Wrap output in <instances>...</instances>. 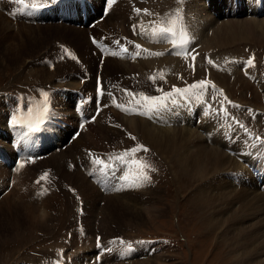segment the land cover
<instances>
[{"label": "bare ground", "instance_id": "obj_1", "mask_svg": "<svg viewBox=\"0 0 264 264\" xmlns=\"http://www.w3.org/2000/svg\"><path fill=\"white\" fill-rule=\"evenodd\" d=\"M189 1L191 2L187 3L186 9L190 10L189 12L190 14H193V16L188 21L187 19L190 15L185 16L183 14V16L185 23L189 27L192 37H194L195 39L193 41V44L200 43V47L204 49H211L213 48V46H223L226 44L228 45L233 41L246 40V38H264V19H256L257 17L255 16L257 15L256 11L261 9L264 10V0H239V5H237L236 0H230V2H228L227 0H214L213 2V0H211V3L213 2V4H210V7L212 6V9L216 8L217 10L221 11L223 8H228V5H230V7L228 8L230 9L229 13L232 14L235 9V13H237V10L242 8L243 10L247 11L248 14L251 13V16L253 17L251 19H226L225 21L222 20L219 23L216 19H214V17L216 16L212 15L209 8L205 4L203 5V8L201 7L202 0ZM176 2H178V0L174 1L173 3L176 4ZM148 3L149 0H115V3L111 5V9L109 10V12L106 13L104 18L99 23H97V27H99L100 29L93 26L91 30H87L85 27H75L74 23L65 22H50L43 25H30L15 21V24H13V21L8 19L0 12V67H3L4 65H6V67L11 66L14 71H17L20 76L19 80L22 79V81H20V84L38 86L39 88L57 87L61 89L62 93L57 91H49L51 104L55 110L61 113L59 114V116L56 115L58 116V120L64 118L66 121L73 122L74 115L71 111V105L68 97L72 98V88L81 89V86L78 83V78L82 77V75L80 74L76 76L77 73H80V69L72 61L57 62L54 65L52 64L50 66L46 63H43L42 59L44 57H52L54 55L53 52L56 49L57 43L62 42L74 48L80 60L86 64L87 69L89 71L95 72L97 70V64L94 56L90 53V46L87 39L88 32H97L98 34H101L102 32H100V30L106 29L108 32L125 34V32L127 31V26L133 28V25H135L136 29H140V32L138 33L139 37L146 42H150V33L146 31L144 34H141V25H143V28L145 30H147L150 28V24L153 19L148 20L143 15V12L138 14L135 11V9H140L147 6ZM184 3H186V1H184L183 4ZM179 5L180 4L178 3V5L175 7H178ZM130 7L134 10L135 19L129 20L127 18V11ZM174 10H172L171 13L174 14ZM95 11L98 13L99 5L95 7ZM166 14L169 13L166 12ZM233 16H235V14H233ZM134 20L136 21V24L134 23ZM190 21L192 22V24H189ZM56 40H59V42L57 41V43H55ZM133 51L134 50L131 48L130 53H133ZM125 55H122L121 57L125 59ZM130 56L132 55H129V57ZM109 57L104 58L102 61L103 64H101L100 67L102 76L107 81H117L120 74L117 73L118 75L115 76V71L124 73L125 75H128L129 72H136V82L135 78H129V75L123 78L120 77L122 78L124 85L128 86L138 85L139 82L141 83V87L147 85L149 79L145 74H142V71L148 67H152L156 63H165L168 65L177 64V60L175 58L167 56L159 59H157V56H152L157 60H123ZM153 75L157 77L156 80L160 81L161 84L163 83V79L160 78L159 74L153 72ZM138 80L139 82H137ZM90 85L91 81L88 80L84 86L89 87ZM16 87L17 86L14 83L9 84L6 88L4 87L5 89L3 92L7 91L10 92L9 94H11L14 90L18 89ZM29 91L25 90L21 94L29 93L31 95H42V91L34 88H29ZM8 98V95H0V131L4 129V123L9 122V119H11L12 116L11 115L10 118H8L6 108L7 106H9L8 108L11 110L14 100L10 103L8 102L5 104H3L2 102L3 100ZM13 98L17 99V101L20 99L22 100L18 92L14 93L12 99ZM29 108L32 107L30 106ZM23 112L24 113L22 116H24L28 111L24 110ZM13 113L16 112L14 111ZM97 113L98 114L96 115L93 122L89 123L84 130L79 132L77 137L71 143L63 147V149H60L59 152L51 150V152L47 154V156L45 155L46 158L42 160L44 161L42 162V164L46 165V167L44 166V168H42V166L40 165L35 166L37 170L40 168L43 169L41 171L42 174L45 171L49 172L48 181H41L40 184L36 183L35 186L29 184L20 185V182L29 177V175L26 174L24 168L19 172L14 170L15 172L12 173V171H10L5 166V164H0V192H4L6 190V193L4 195L11 194L13 196L14 193H27L29 191L31 192V190L37 191L38 193L42 188H47V192L43 196H39L40 199L37 200L36 206H26L27 203L22 204L24 213L22 212V210H12V205L9 206L5 203L4 206L2 203L0 204V239L3 237L11 239L18 238L19 236H21V234H25V230H28V232L30 230L36 232L38 231L44 233V235H48L49 233L51 234V228L53 229V222H58L60 225H63L67 221V223L71 224L73 222V218L69 213L72 212L71 209H74L75 201H73V198L68 193V191L64 189V184H70V188L73 187L76 190V193L80 194L82 207L86 211L85 218H89V220H93L94 217L98 218L95 221L96 223L93 227L94 229L90 227V231L91 229H93L94 233L98 232L101 235V238L104 237V233L109 236L107 237L108 239L114 237V232H111L112 230L110 224L118 221L119 216H121V212L136 211L137 213L143 211L144 213L148 214L150 210L149 207L155 209L154 212H160V208L154 207V203L156 202L157 197H152L149 195L150 193L158 192L155 185H149L148 183H146L145 186L139 187L141 189H136L135 187L130 188L128 185H126L125 187H121V189L119 190L110 191L108 193L110 195L105 194L104 197L101 196L100 198V191L97 190L94 186H91L95 184H91L85 176V170H90V167H92L93 162L91 159L93 158H91L92 156L90 154H93V152L95 151L94 144L97 142L90 133L93 130H98L101 133L102 137L103 130L114 128L110 126L107 128V125L115 126L116 123H119L122 127L129 131V134H131V136L133 134V136L136 137L135 141H140L141 143L145 144V146L149 150L155 151V154L163 158V160L166 159L172 162L173 165L176 163L178 173L186 174L190 176V178L192 177L196 180V188L198 189L195 188L196 192H193V196L199 203L201 212L203 211V215H205L206 225H208L209 227H213L212 229H215L217 231L216 238H219L223 243L222 247L224 246V249L227 248L226 252L227 255H230L231 262H233L234 264H264V194L258 192L255 185V179L253 178L251 171H249L248 168L246 169L245 167H243V163L247 162L248 165L254 168L251 161H256L260 157L263 147L262 145L258 144L256 146H253V144L251 143L242 144V141L245 139L243 133L235 125L232 126L227 120H224L222 122V126L214 125L213 121L210 120L212 114L195 116L194 120H199V124L197 126H192L195 121L191 123H185L181 126L177 125L173 120L171 121V125H169V123L167 124L162 121L156 120L148 121L134 115H120L117 114L114 110H111L109 107H107L105 111H100L99 109ZM164 116L167 119H172V115L170 114H165ZM180 116L183 120L187 119V117L182 113ZM109 121L113 122L109 123ZM114 121H116V123H114ZM186 122H188V120ZM59 125V129L53 130L51 128H48V130L46 129L45 131H43L41 133L43 138L47 137V134H49L50 132H53L56 140H63L70 129L68 127H62L61 123H59ZM13 128H16V126H13ZM198 129L204 132L201 133L203 136L201 134H198ZM18 131L19 130L15 131L13 139H5L2 137L0 139V149L3 152V155H6V157L12 155V153L10 152V148L13 144V141H15L16 139H18V141L23 145L32 143L30 141H27V138L21 136V132L23 131H19L20 135H17ZM209 133H211V135H209ZM35 137L38 140L40 139L37 136ZM225 137H227L226 139L228 141H226ZM37 139L32 140L36 141ZM55 139L54 146L57 145ZM6 140H9V143ZM106 141L110 142L109 136L108 138H106ZM238 142L241 144H238ZM51 143L52 141L50 138L48 141L43 142V144L47 145V147L50 146ZM241 146L242 154H240L239 151L234 152V155L236 153L242 158V161L240 162L236 161L234 156H230L225 152L226 148L239 150ZM40 148L43 149V145ZM249 153L250 155H248ZM253 154L254 157H252ZM66 159H68V161H66ZM0 162L5 161L0 160ZM34 162L26 161V165L32 166ZM19 163L20 161L18 162V165H16V169L19 166ZM69 163L74 164L73 169H69ZM79 166L84 167V172L80 170L81 168L78 169ZM96 167H94V170L97 169ZM228 169H231L230 172L232 173V175L234 174V177H237L242 173L248 174V183L244 178L239 179L240 182L246 185L243 186L240 191H237L238 188L236 190L237 192H235L233 189L231 190L230 185L233 186L232 183L230 184L228 181L219 177V174L221 172ZM35 173L36 178L39 179L41 174H39V171H36ZM95 175H97V171L94 172L93 176ZM111 180L113 179L109 178V181ZM74 184L77 186V188L74 187ZM102 184H104L103 180ZM66 188L69 187L67 186ZM135 191H142V193L134 195ZM115 193L116 195L113 196L112 194ZM133 195V199L135 201H138L136 203L137 207L131 206L132 204H129L128 200L131 199ZM22 200L24 199H20V201ZM99 200H103L105 203L107 202L106 205L105 203L104 205H100L98 203ZM237 202L238 204L237 206H235ZM3 206L6 207L8 211L11 210V213L7 214ZM75 211L77 213V208ZM103 211L104 215L102 216L101 214L103 213ZM257 212L260 213V216L263 215L261 216L262 218H258V220H256V222L253 224L244 223L251 217L257 218ZM137 215L138 214H135V217H138ZM73 216H75V214ZM90 216H93V218H91ZM101 225L103 227V231ZM84 230L86 234L87 230ZM64 231L60 226L59 230H57L55 234L57 236L58 232L64 233ZM70 232L71 230H68L64 235L66 236V234ZM211 234H213V232ZM61 235L60 238L65 237L64 235L63 237H61ZM71 235H73V239H66V243H75V241H77V239L75 238L76 235L74 230L72 231ZM24 236L17 242L22 243L24 240ZM28 236L32 237L31 234ZM5 239H2L0 243H2L3 241V243H5V241H7ZM52 239L55 240V238ZM85 239L86 240L84 243H87L91 240L90 238ZM56 240L54 242L52 241L53 244L57 242ZM48 241L49 240H47V243ZM104 243H107L109 245L111 242L107 241ZM85 245L83 247H85ZM90 249L92 252H94V245ZM44 253L46 254V251ZM40 255L41 254H39V257ZM41 256L42 257L40 258L44 259L43 255ZM118 256L123 260V257L126 256L124 254V249H122V251H119ZM154 257L156 256L154 255ZM28 259H32V262L37 263L36 260L38 259V256L27 258L25 260ZM155 260V262L158 264H165L163 263V261L158 260L157 258H155ZM148 261L149 260L143 261L141 263L139 261V263L154 264L153 262ZM223 261H225V259H223ZM43 262H46L44 264H48L49 261L44 259Z\"/></svg>", "mask_w": 264, "mask_h": 264}, {"label": "rangeland", "instance_id": "obj_2", "mask_svg": "<svg viewBox=\"0 0 264 264\" xmlns=\"http://www.w3.org/2000/svg\"><path fill=\"white\" fill-rule=\"evenodd\" d=\"M174 1H176V0H151V1L149 0L147 7H149V9H150L149 12L152 13V15H149V16H155L156 15V16H159V18H160V17L165 16L166 12L171 13L170 9L173 6L175 7L178 4V2H176V4L173 3ZM184 1H186V3L183 4V6H184L183 7V14L185 16L190 15V16H188L189 17L187 19V21H188L193 16V14H190V12H189L190 10L186 9L187 3L191 2V1L183 0V2ZM227 1L230 2V0H227ZM236 1H237V5H239L238 3L240 1L239 0H236ZM213 2H214V0H213ZM213 2L211 3V0H202L201 1V7L203 8V5L205 4L209 8L212 15L216 16V17H214V19H216L218 23L222 20L225 21L226 19H233L234 20V19H249V18L251 19V18H253L251 16L252 15L251 13L248 14L247 11L243 10L242 8H240L242 10L238 9L237 10L238 12L234 13L235 16H233V13L229 14L230 9H228V8L230 7V5H228L229 6L228 8H223L221 11L217 10L216 8H215L216 10L212 9V6L210 7V4H213ZM222 11H224V12H222ZM234 12H236V9ZM256 12H257V15H255L257 17L256 19H261V18L264 19V10L261 9V10H258ZM127 14H128V12H127ZM47 23H50V22H46V24ZM13 24H15V22H13ZM189 24H192V22L190 21ZM207 33H210V32H207ZM57 41L59 42V40H56L55 43H57ZM194 44L200 45V43H194ZM250 52L256 54L255 64H254V66H252L253 67L252 69L255 68L257 71H259L258 69H260V71H263L261 76H262V79L264 81V38H249V39L246 38V40L233 41V42L229 43L228 45L226 44L223 46H213V48H211V49L205 48V50H204V48H203L202 51H199L197 58L200 61L201 60L207 61L209 59V57H211V58L213 57V58H215V60L222 62V57L226 54H245V53H250ZM205 66L207 67V65H205ZM5 67H6V65H4L3 67H0V95L4 93L3 92L4 89L9 84L14 83L17 86L16 88H19V85H23V84H20V81H22V79L19 80L20 76H19L18 72L14 71L11 66L6 67V68ZM234 67H236V66H234ZM210 72L213 75V77L217 80V82L224 88L225 92H227L231 97L239 100L240 102L242 101L245 103L252 104L255 107H257L258 109H264V82L260 83L261 80H257V78H256V80H257L258 85L247 81L244 77L241 76V74L237 70V67L233 70V75L227 74V73L223 72L222 70H217L215 67H212V69H210ZM117 73H119V72L115 71L114 75L117 76L118 75ZM133 73L136 74V72H133ZM186 74H187L186 71L182 72V75H186ZM128 75H130V74L128 73ZM191 75H192V77H196L197 74L194 72ZM124 76H125V74L123 73L121 76H119V79L117 81H119V82L122 81V78ZM120 77H122V78H120ZM68 99H69L70 104H71L72 98L68 97ZM16 100L17 99L14 98L13 106H14ZM51 106H52V104H51ZM8 107L9 106H7V108H6L8 118H10V116L12 115V113L14 111L16 112V114L18 116H22L24 113L23 111L26 110V109H20V110H18L19 111L18 112L16 110H10ZM11 111H12V113H11ZM26 111H28V110H26ZM63 120H64L65 124L61 123L62 127L63 126L65 128L68 127L69 129L72 128L73 123H72V125H70L71 124L70 121H66L64 118H63ZM58 121H60V120H58ZM198 121L199 120H196L192 126H194V125L197 126L199 124ZM9 122H10V119H9ZM110 122H113V121H110ZM17 127L18 126H16V128ZM106 127L108 128L109 125H107ZM48 128L55 130V129H59L60 125H59V123L58 124L55 123V127H51L50 122H49L46 126L47 130H48ZM19 131H18L17 135H20ZM3 132H4V129L2 131H0V139H1V137L4 138V136L2 134ZM113 133H114V135H113ZM201 133H204V132L198 129V134L200 135ZM52 134H54V133L50 132L49 134H47V137L43 138V142L48 141L50 138L48 136H51ZM90 134L97 141L94 144V147H95L94 150L97 152L98 151L100 152V150H102L101 151L102 153H104V150L108 147L107 144L114 146L113 144H111L112 141L116 147L120 146L123 142H125L126 144H129V143H131V141H133L132 139H130V140L125 139L123 132L120 131L119 129H114V128L103 130V132H102L103 136L102 137H101V133L98 130H93ZM98 134H100V135H98ZM209 135H211V133H209ZM108 136L110 137V142H107L108 140L106 141V138H108ZM132 136H133V134H132ZM226 138L227 137H225V139ZM27 139H28L27 141H30L32 143L38 141V139L35 136L27 137ZM32 139L33 140L37 139V140L33 141ZM74 139L70 140L69 143H71ZM6 141L9 143V140H6ZM226 141H228V140L226 139ZM69 143L66 144V142L64 141L61 144H64L66 146ZM105 143H106V145L103 147V145ZM97 144H98V146H97ZM249 144H250V142H249ZM42 145H43V148H44V146H47L43 143H42ZM53 147L50 148V150L48 152H47V150L44 151V153L46 152V156H47V154H49L51 152V150L59 152L61 149V148H59V150L56 149L59 147L58 144L56 146H54V144H53ZM42 150H43L42 148H39V150L33 155L40 153ZM226 153H228V152H226ZM248 155H250V153ZM46 156L39 159L38 162H37V160H35V162L32 166L26 165L24 167V170L26 171V174L29 175V177H27V179L20 182V185H28L29 184V185L35 186L36 181L38 180L36 178L35 172L39 171V174L42 175V173H41V171L43 170L42 168H44V166L46 167V165L42 164V162H44L42 160L45 159ZM91 158H93V157H91ZM68 159H66V161H68ZM142 159L144 161H146L147 163L153 165L156 169L154 176H153V179H154V182H155L154 184H155L158 192L150 193L149 195L152 197H157V200L154 203V207L160 208L159 209L160 212L156 211L158 213L157 214L156 212H154L155 209H153L152 207L151 208L149 207L150 210H149L148 214L144 213L143 211H140L137 213H136V211L135 212H130V211L121 212V216H119L118 221H115L114 223L110 224V227L112 230L111 232H114L113 233L114 237H115V235L120 234L121 236L119 237V239H122L124 237V240L126 242H132L133 248H135V246L137 245L136 250L134 252H127L124 250V254L126 256L123 257V260L121 259V257L118 256L119 251H115L116 247H111L110 248L111 251L108 250L105 253H102L101 250H98L99 248L104 247V245H108L107 243H104L105 242L104 240L108 239L107 237H109V236L103 232L104 237L101 238V235L98 232L94 233L93 227L95 226V223H96L95 221L98 218L94 217L93 220L92 219L89 220V218L86 219L85 218L86 211L82 207V212L80 214L76 213V211L74 212L73 211L74 209H71L72 212H70L69 214L72 218H73V215L75 214L77 217L80 218V220L82 219L83 223L85 225V228L83 227V229H86L87 232H86L85 236H83V238L82 237L81 238L75 237L77 239V241H75V243H73V242L66 243V244H68V247H66L65 245L63 246L62 252H63V256L65 255L64 260H66L69 257L67 254H70V256L73 258V261L71 264H78V262H82L81 260L86 261V260L90 259L93 254H97L99 256V258L93 259L92 260L94 262L93 264H98V263L99 264H110V263L111 264H113V263L114 264L115 263L116 264H118V263L119 264H132V263L133 264H140L141 262L147 261V260H149L148 262H153L154 264H158L155 262L156 261L155 258L163 261V263H165V264H224V262H225V264H227V263L232 264L233 262L230 261L231 260L230 255H227V252H226L227 248L224 249V246L222 247L223 243L220 241L219 238H216V236H217L216 232L217 231L215 229H212L213 227H209L208 225H206L205 215H203V211L201 212V208L199 206V203L197 202L196 198L193 196V192L195 193L196 189H198V188H196V180L193 179L192 177L190 178V176H188L186 174L178 173L176 163L173 165L172 162H170L166 159L163 160V158H161L160 156L155 154V151H151V150L147 151L146 154L144 155V157H142ZM78 162H79V159H78ZM153 162L155 165L153 164ZM0 164H2V162H0ZM16 165H18V163ZM16 165H14L15 171H16ZM36 165H38V166L40 165V166H42V168L37 170L35 168ZM73 165H74L73 163H69V166H70L69 169H73ZM93 166L96 167L98 165L92 164V167H90V170H88V169L85 170V173H87L88 175L90 174L89 175L90 177H93L94 172L97 171V169H98V167H96L97 169L94 170ZM6 167L10 170V169H12L13 166L9 164ZM169 167H171V168H169ZM80 168L81 167L79 166L78 169H80ZM83 168L84 167L82 166V168L80 170H82L84 172ZM14 170L12 171V173L15 172ZM230 170L231 169L224 170L223 172H221L219 174V177L228 181L230 184L232 183L233 186L230 185L231 190L233 189L235 192L240 191L241 188L243 186H246V185L244 183L240 182L239 179L244 178L247 182V179L249 178V176H248V174H245V173L244 174L238 173L239 175L237 177H234L233 176L234 174L232 175ZM150 173H151V175H153L152 171H150ZM148 174H149V172H148ZM24 176H25V174H24ZM90 180L91 179H89V181ZM118 182L119 183H117L116 185H114L112 183L108 184L109 186L106 188L105 193H103V191H100L95 185H91V186H94L97 190L100 191L99 193H100V198H101V196L104 197V195L108 194L110 191H116L117 189H121V187H125L127 185V184L122 185V183H123L122 180H119ZM92 184H93V182H92ZM67 186L69 188H66ZM70 187H71L70 184H68V185L64 184L65 190H67L68 192H70V191L76 192V190L73 187L72 188H70ZM74 187L77 188L76 185ZM237 188H238V190H237ZM108 190H110V191L108 192ZM257 190H258V188H257ZM258 192H260V191L258 190ZM5 193H6V190L3 193L0 192V204L2 203L4 205L6 203L9 206L12 205L11 206L12 210H14V209L22 210L23 213H24V209L22 207V204L27 203L26 206H31V207H32V205L36 206L37 200L40 199L39 196L36 194L37 191H34V190H31V192L30 191L27 192L29 194H27V193H14L15 197H14V194H13V196L11 194L4 195ZM140 193H142V191H135L134 195H137ZM108 195H110V194H108ZM112 195L114 196V195H116V193L112 194ZM134 195L128 201H129L130 205L132 204L131 206L137 207L136 203L138 201H135L133 199ZM29 196H30V198H29ZM78 196H80V195L78 194ZM1 197H2V199H1ZM12 197L14 198L15 201L13 200ZM5 198H6V200H5ZM20 199H24V200L20 201ZM26 200H29V201H26ZM34 203H36V204H34ZM98 203L100 205H104L105 202L103 200H99ZM106 203H105V205H106ZM134 203H135V205H134ZM237 204H238V202L236 203L235 206H237ZM16 205L18 208L16 207ZM4 208H5V210H6L5 212L7 214L11 213V210L8 211V209L6 207H4ZM261 209H262V207H261ZM142 212H143V214H142ZM135 214H138L137 215L138 217H135ZM101 215L102 216L104 215V211ZM257 215H258V216H256L257 218L251 217V218L247 219L244 223L245 224H249V223L253 224L256 222V220H258V218L260 219V218H262L261 216H263V215L260 216V213H258V212H257ZM90 217L93 218V216H90ZM117 217H118V215H117ZM128 222L129 223L132 222V223H130L132 225H130ZM53 223H54L53 229L51 228V234L52 235L50 233L48 234L50 236L44 235V233L38 232V231L36 232V231L30 230L28 232V230L24 229L25 234L24 233L21 234V236H19L18 238H15V239L6 238V237L1 238L0 241L2 239H5V238H6L5 240H7V241H5V243H3L4 242L3 241L2 242L3 244L0 243V264H28L29 262H32L33 260L31 259L32 260L31 261L29 259L28 260H25V259L32 258V257L36 256L35 254H38V256H39V254H41V255H43V258H45V256H49L48 255L49 251L54 250L55 245L62 244L61 242L64 240V238H66V236L64 234L68 230H71L69 239H71V238L73 239V235H71L72 231L74 230L73 229V222L70 224V223H67V221H66L63 225H60L58 222H53ZM56 223H57V225H56ZM59 225L61 226L63 231L64 230L65 231H64V233L58 232V234H57L58 237H57L55 232L57 230H59V227H60ZM90 227L93 228V229H91V231H90ZM101 227H102V225H101ZM102 231H103V227H102ZM212 232H213V234H211ZM29 233L32 235V237L28 236V235H30ZM88 233H89V235H88ZM67 234H69V233H67ZM95 234L100 235V239L103 241L104 245H101L100 247H94L96 250L94 252H92L90 248L94 245L93 239H94ZM60 235H61V237H63V235L65 237L60 238ZM23 236H24L23 242L18 243L17 241L20 240ZM52 238H55V240L57 239L56 240L57 242L53 244V242L55 240H53ZM85 238H90L91 239L90 241L93 244L90 241L87 243H84L86 240ZM31 239H32V241H31ZM47 240H49L48 243L52 242V241L53 242L48 244ZM142 240H146V242L149 244L145 243L144 241L139 242ZM65 242H66V240H65ZM136 242H139V243L136 244ZM31 243L33 246L31 245ZM52 245H54V246H52ZM84 245H85V247H83ZM72 248H73V252L71 251ZM122 249H124V248L122 247ZM149 249H151V250H149ZM44 250L46 251V254L44 253L45 252ZM47 250H48V252H47ZM221 251H223V252H221ZM112 253H114L116 255H114ZM215 253H217V254H215ZM41 255H40V257H42ZM154 255L156 257H154ZM111 258H113V259H111ZM220 258H222V259H220ZM223 259H225V261H223ZM111 260H113V261H111ZM115 260L116 261L118 260L117 261L118 263ZM139 261H140V263H139ZM32 263H35V262H32Z\"/></svg>", "mask_w": 264, "mask_h": 264}, {"label": "snow or ice", "instance_id": "obj_3", "mask_svg": "<svg viewBox=\"0 0 264 264\" xmlns=\"http://www.w3.org/2000/svg\"><path fill=\"white\" fill-rule=\"evenodd\" d=\"M18 2L23 6L21 8V11L24 10V8H29L31 10H40L43 8H46L49 6L50 0H40V2H37V0H18ZM115 3V0H107V4L109 7H111L112 4ZM178 3H183V0H178ZM135 11L139 14L143 12L145 15H152V13L149 12L148 9H135ZM133 29H136V26L133 25ZM149 32L151 37L156 39L158 42H171L173 44V51H176L177 48L182 49V54L185 58H188L191 56V59L195 61L196 55L198 53L192 54L191 50L187 48V45H189L192 41V35L189 30L188 25L184 21L183 16V9L177 8L174 10L173 13L166 14L163 17H160L157 20H154L150 24V28L145 30L143 28V25H141V34H144L145 32ZM179 34V39H176L177 35ZM117 45L120 47V51H112L110 54L113 56H120V55H132L133 58L136 56L141 55V53H147L148 55L153 56H161L164 55L163 52L159 51H152L150 49L143 48L140 44H135L134 47L137 49L135 53H129L127 47L120 45V42H116ZM67 51V50H66ZM177 55L181 54V51H176ZM75 58V57H73ZM254 58H249L246 63L249 66H254L253 64ZM209 64H213L214 62L209 59ZM194 67L193 65H190ZM160 78H164V74L161 71L160 72ZM150 80L153 81V83L156 82L157 77L155 75L149 77ZM208 86H211L213 89H215V85L212 84L211 81L208 80H200L197 81L191 85H188L184 88H179L173 86L170 91H164L162 88L159 89L161 91V95H148L145 92L141 91L139 93L133 92L129 89H123L124 95L126 97V103H115V97H113V101L115 103V106L122 111L138 114V115H150L154 114L161 109L167 108L169 106V103L175 105L180 102L178 98H181L183 100H188L190 97L196 98V99H202V96H196V91H203ZM98 92L100 95H104L105 89L101 85L98 88ZM43 96V100L40 102V104L35 105L33 108H29L28 112L24 116H18L16 113H13L10 119V124L12 126H20L21 128H24L25 131L21 132L22 137H30L37 134L42 133L46 130L47 125V118L49 116V113L51 112V98L48 91L41 92ZM219 94L223 96V90H219ZM224 101H227L228 103L232 104L231 101H228V98L226 96L223 97V101H221V110L220 114H222L225 118H230L229 113L227 112V109L223 107ZM233 107H239V105L232 104ZM209 108L211 110V105H209ZM251 111V110H249ZM94 120L95 117H92ZM233 121L236 124H239V121H235L234 118ZM88 121H85L87 123ZM84 124L82 123L80 125V128H84ZM243 127V125H240ZM78 135V133H77ZM130 138L132 140H136V137L131 136ZM260 139V138H255ZM264 143V141H261ZM143 150L144 152L149 151V149L143 145V144H137L135 147L129 148L124 150L123 152L116 154V155H109L108 160L112 163H106L105 160L101 159L98 156H95V154H90L93 159L92 162L95 165L100 166L97 170L98 171H105L109 167L113 166V163H119L122 166H126L128 171L125 172V175L122 177L123 181L127 183L129 187H143L146 183L151 182V176L148 174L149 170L154 172L156 171L155 167L146 161H144L141 158H136L135 154L139 151ZM128 157H132V159H128ZM27 161L34 162L31 157L26 158ZM26 166V161L22 160L19 163V166L17 167L16 171H21L22 168ZM49 179V172L45 171L40 178L36 181L37 184H40L41 181H48ZM119 190V189H117ZM74 191V190H73ZM47 192V188H42L37 195L43 196ZM100 238L97 237V242L99 246ZM121 244L127 245V251H131L133 249L132 242H126L121 240ZM111 251V249H108Z\"/></svg>", "mask_w": 264, "mask_h": 264}]
</instances>
